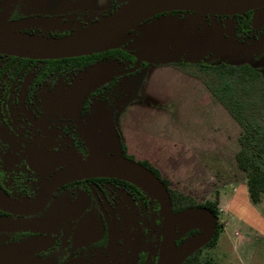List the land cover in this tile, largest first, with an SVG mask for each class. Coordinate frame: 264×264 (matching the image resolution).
Returning a JSON list of instances; mask_svg holds the SVG:
<instances>
[{
  "label": "flooded vegetation",
  "instance_id": "1",
  "mask_svg": "<svg viewBox=\"0 0 264 264\" xmlns=\"http://www.w3.org/2000/svg\"><path fill=\"white\" fill-rule=\"evenodd\" d=\"M130 1L95 0V11L78 6L77 11L44 19L28 14L34 0H0V19L10 23L54 21L50 29L28 25L18 32L58 39L114 14ZM108 9L109 13L99 14ZM158 21L179 26L192 23L195 38L218 33L227 41V49H213L196 63L187 62L188 51L180 54L177 62L143 61L136 71L107 79L81 106L71 104L91 70L96 68L98 76H103L133 69L142 50L137 41L150 37L148 28ZM122 36L127 37L123 42L119 41ZM114 41L98 52L121 49L131 61L102 62L85 71L74 64L70 67L69 62H53L67 59L32 60L0 54V190L17 205L32 208L22 214L0 210V249L17 251L7 264H159L166 220L161 204L150 192L107 176L77 179L57 187L54 181L89 157L83 131L95 135L111 131L124 157L151 165L158 176L146 168L164 186L165 181L169 184L166 189L176 190L163 176L157 159L146 156L144 145H135L134 131L119 123L117 98L125 88L123 78L142 73L148 76L147 82L157 72L151 67L223 63L263 73L264 66L253 67L250 62L264 60V7L232 16L169 11L141 22ZM102 67L107 71L101 72ZM172 209L175 215L188 210L175 211L173 205ZM201 234L200 229L177 225L176 247Z\"/></svg>",
  "mask_w": 264,
  "mask_h": 264
},
{
  "label": "rangeland",
  "instance_id": "2",
  "mask_svg": "<svg viewBox=\"0 0 264 264\" xmlns=\"http://www.w3.org/2000/svg\"><path fill=\"white\" fill-rule=\"evenodd\" d=\"M94 2L34 0L27 11L45 19L80 7L95 11ZM45 21V29L55 23ZM125 39L122 36L119 41ZM151 69L157 72L147 82L148 76L142 73L123 78L125 88L117 98L119 123L134 131L132 140L145 146L146 156L157 159L173 189L197 203L219 198L217 221L222 233L214 248L203 250V258L215 264H264V199L258 204L250 199L246 174L235 160L243 131L208 89L206 81L213 76L196 65ZM261 74L264 81V72ZM263 83L247 89L258 98L264 92ZM256 104L260 106L256 118L264 122L263 104Z\"/></svg>",
  "mask_w": 264,
  "mask_h": 264
},
{
  "label": "water",
  "instance_id": "3",
  "mask_svg": "<svg viewBox=\"0 0 264 264\" xmlns=\"http://www.w3.org/2000/svg\"><path fill=\"white\" fill-rule=\"evenodd\" d=\"M261 7H264V0H132L114 14L79 29L70 36L58 39L17 33L28 25L43 27L45 20L17 23L0 21V54L32 60L76 58L101 51V48L127 30L161 13L185 10L232 16L243 15ZM148 31L150 37L136 43L142 50L137 53L138 60L133 69L103 76H98L96 68L91 70L78 89L72 104L76 107L79 103L81 106V102L107 79L132 73L143 61L154 64L171 63L175 62L180 54L188 51V62L196 63L213 49L224 51L228 46L220 34L212 31L205 38H195L192 23L179 26L174 22L158 21L153 23ZM250 63L253 67L264 66V60ZM83 135L89 145V157L63 171L55 179V187L77 179L107 176L129 181L150 192L161 204L166 220L159 264H183L188 257L212 240L217 227V218L213 213L204 208H192L175 215L166 187L148 168L122 155L114 133L108 131L95 135L83 131ZM31 209L17 205L0 190V210L22 214ZM177 225L186 230L200 229L202 234L177 248ZM16 254L15 249H0V264L10 263L16 258Z\"/></svg>",
  "mask_w": 264,
  "mask_h": 264
},
{
  "label": "trees",
  "instance_id": "4",
  "mask_svg": "<svg viewBox=\"0 0 264 264\" xmlns=\"http://www.w3.org/2000/svg\"><path fill=\"white\" fill-rule=\"evenodd\" d=\"M128 61H131V58H129L125 51L121 49H108L103 52L94 51L85 56L53 62H69L70 67L74 64L81 71H85L102 62L127 63ZM200 70L213 76V78H209L206 81L208 89L230 112L243 131L239 142L240 149L235 156V160L237 167L246 174L251 201L255 204L261 203L264 199V122L256 118L257 112L260 113V106L256 102L260 101L264 107V92L260 97L255 98L248 91L247 86L264 82L262 74L258 70L248 66L237 67L227 63L216 64L214 66L203 65L200 66ZM142 164L153 170L157 176L159 175L151 165L147 163ZM164 184L168 188L169 184L166 181ZM167 191L175 211L204 208L219 219V198L216 197L214 200L197 203L193 197L179 190L168 189ZM221 233L222 226L217 221V227L212 240L205 248L188 257L183 264H215L211 259L203 258L202 252L204 249L214 248Z\"/></svg>",
  "mask_w": 264,
  "mask_h": 264
}]
</instances>
